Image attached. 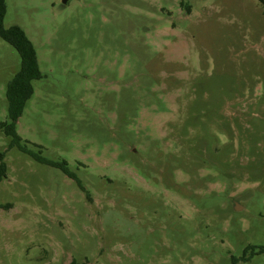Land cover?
<instances>
[{
	"label": "rangeland",
	"instance_id": "1",
	"mask_svg": "<svg viewBox=\"0 0 264 264\" xmlns=\"http://www.w3.org/2000/svg\"><path fill=\"white\" fill-rule=\"evenodd\" d=\"M40 79L0 131V264H231L264 246L257 0H5ZM20 58L0 39V122ZM248 256V252L246 253ZM236 264H264V253Z\"/></svg>",
	"mask_w": 264,
	"mask_h": 264
},
{
	"label": "trees",
	"instance_id": "2",
	"mask_svg": "<svg viewBox=\"0 0 264 264\" xmlns=\"http://www.w3.org/2000/svg\"><path fill=\"white\" fill-rule=\"evenodd\" d=\"M257 1L264 9V0ZM5 10V0H0V39L13 47L20 58L19 70L6 85L7 119L0 122V131L10 139L7 149L16 148L40 164L60 169L83 190L79 179L67 169L65 161H51L42 157L40 152H32L22 143L21 138L16 133V122L22 115L25 104L33 93L32 81L40 79L42 74L38 68L35 48L24 31L17 25H12L7 28L3 26ZM4 154V151L0 152V182L6 176L7 171ZM247 252L248 256H246ZM261 253H264V246L248 245L244 248L240 258L231 257V264H236L240 260L247 261L253 255ZM71 264H73V262H71Z\"/></svg>",
	"mask_w": 264,
	"mask_h": 264
},
{
	"label": "water",
	"instance_id": "3",
	"mask_svg": "<svg viewBox=\"0 0 264 264\" xmlns=\"http://www.w3.org/2000/svg\"><path fill=\"white\" fill-rule=\"evenodd\" d=\"M69 1H70V0H60L61 5H66V4H68Z\"/></svg>",
	"mask_w": 264,
	"mask_h": 264
}]
</instances>
